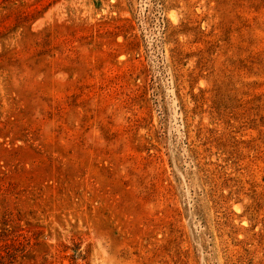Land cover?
Listing matches in <instances>:
<instances>
[{
  "label": "rangeland",
  "instance_id": "374dc122",
  "mask_svg": "<svg viewBox=\"0 0 264 264\" xmlns=\"http://www.w3.org/2000/svg\"><path fill=\"white\" fill-rule=\"evenodd\" d=\"M0 264H264V0H0Z\"/></svg>",
  "mask_w": 264,
  "mask_h": 264
}]
</instances>
